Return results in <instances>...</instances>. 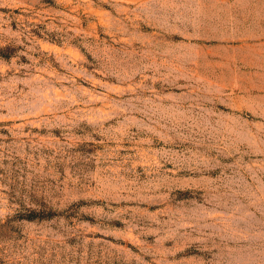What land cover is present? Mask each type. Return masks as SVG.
Returning a JSON list of instances; mask_svg holds the SVG:
<instances>
[{
  "label": "rangeland",
  "instance_id": "374dc122",
  "mask_svg": "<svg viewBox=\"0 0 264 264\" xmlns=\"http://www.w3.org/2000/svg\"><path fill=\"white\" fill-rule=\"evenodd\" d=\"M0 53V264H264V0H0Z\"/></svg>",
  "mask_w": 264,
  "mask_h": 264
},
{
  "label": "trees",
  "instance_id": "16d2710c",
  "mask_svg": "<svg viewBox=\"0 0 264 264\" xmlns=\"http://www.w3.org/2000/svg\"><path fill=\"white\" fill-rule=\"evenodd\" d=\"M3 57H8V54L0 53ZM44 216L42 214H38L37 212H32L29 216H27V220L32 221L36 219H43Z\"/></svg>",
  "mask_w": 264,
  "mask_h": 264
}]
</instances>
